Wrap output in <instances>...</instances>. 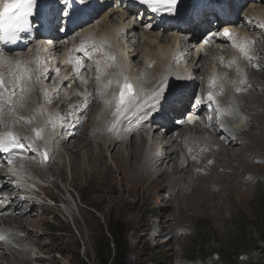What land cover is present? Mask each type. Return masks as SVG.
Returning <instances> with one entry per match:
<instances>
[{"label": "rangeland", "instance_id": "obj_1", "mask_svg": "<svg viewBox=\"0 0 264 264\" xmlns=\"http://www.w3.org/2000/svg\"><path fill=\"white\" fill-rule=\"evenodd\" d=\"M257 5L259 6V8H257L258 10L260 9L259 11H264V4ZM245 9H247V7ZM112 10L113 12L111 13L110 11ZM112 10L109 9V11H104L108 15L107 18L105 17V21H102V14L92 23L94 24L95 31L99 32L100 28H103L105 25L118 23L120 13H118L116 9ZM245 17L246 16H244V18ZM121 21L125 24L128 23V20L123 21L121 19ZM144 26L145 25H142L140 26L141 28L136 29V34L134 33L135 37L134 39H130V43L129 41L127 42L125 38L123 40L120 39V53L115 54L114 47L109 43L111 51L109 53L112 57L113 55L116 57L114 59L115 61L111 58L109 59L116 68L109 71L110 67H106V77L115 78L116 73L122 74L120 76L122 78L121 80L123 81L124 77H127L133 87L135 86L134 89L137 85V88L145 84V86H152L156 78L160 77V75L157 76L160 68L157 66V62L154 61L155 59L149 62V68L147 67L148 71L143 74V52L146 50L158 51L162 49L168 51L172 48L171 37L173 34L171 31L162 32L146 30ZM237 26L236 31L243 32L242 34H244L251 44L249 47L251 48L249 55H247V51L244 47L248 42L247 44H239L240 49L242 46L244 47V53L247 55L243 59L241 56H244V54L238 49L241 56L237 55L235 57L232 53V47L227 45V43L224 46L221 45L219 49H217L216 45H212L211 47L190 49L189 51L187 48L189 45L186 46L183 44L181 37H178V40L181 42L180 44L184 46L182 48L180 44H177L178 47L182 49L183 53L188 52V54L184 62L172 61L174 64L169 62L168 65L170 64V66L168 70L171 71L173 69L176 72V70L179 69L178 71H180V68H184V66L187 65V69L191 71L195 68V65H193L195 62L190 65L189 59L193 58L197 52L202 53L205 57L198 63V67L200 68L203 66L202 68H204V71L196 72L194 69L195 73L192 75V78L188 75V77L184 79V84H182L187 86L191 81L193 82L196 79L197 86L191 83V88L196 87L195 94L209 93L208 88L210 87V83L207 77L208 74L213 78L220 77L221 82L225 81L226 88L229 87V83L231 82L232 85L234 83V86L235 84L240 86L238 89L241 91L238 90L236 94L238 97H235V99L238 105H240L242 112H235L237 113V118L240 116L244 117L242 122L235 127V130L236 132L238 130L244 132L248 129L253 119L252 113L248 110H254L255 112L264 111V97L261 98L263 93L260 90L261 88L262 90L264 89V68L260 70L261 72H258V69H251V79L254 81L253 90L248 95L243 97L239 96L242 94L243 88L247 91L251 90V85L247 83L246 80L247 70L250 67H257L256 63L258 66L262 64L258 54L255 52L259 51L260 55L264 56V25L259 27L260 30L256 28V30L252 29L253 26L250 31L244 30L241 24ZM140 31L143 32V35L140 34ZM245 33L248 34L249 37L245 35ZM99 36L103 35L99 34ZM63 45L64 44L60 43V49L58 52L56 51L55 54L54 51H52L55 55L54 58L60 56L62 52L61 47H63ZM35 50H37V48ZM38 50V54L41 55V46H38ZM126 53H128L127 62L123 63V57H126ZM19 54L22 55L20 58L22 61L19 59L20 62H22L17 72L19 74L24 72L26 66L30 64H32L37 74L39 69L43 72V68H48L50 66L45 63L47 61L45 60L46 58H44L43 61L44 67L42 66L41 68V65H43L42 63L39 64L40 66H36L39 55L33 58V54L28 51ZM225 57L230 58L231 64H225V61L222 59ZM32 58L36 60V62ZM222 60L224 63H222ZM53 68L54 67H52V69ZM96 68L97 65L93 68H88V76L86 75V77H83L84 79L88 77V79H85L88 83L91 82V80L97 82V77L94 76ZM28 73L30 74L31 72ZM103 73L104 70L102 71V74ZM238 76L242 77L243 82L239 81ZM33 77L34 76H32V78ZM55 77L54 74V76L44 84V87H48L50 94L48 97L46 96L44 100L43 110L46 112V115L44 116L43 114L40 118L38 116L36 118L35 116L34 118L36 119H32L33 126H31L32 130L39 132V135L33 136L35 139L34 146L40 145L41 148L43 147L46 149L45 155L47 158L46 160H44V158L40 160V156L37 155L38 149L33 146L31 147L33 150H31L30 154L26 156L21 154L17 157V159H19L18 166L23 161H27L32 163V166L35 168L34 171L31 169L26 170V173L23 175L34 181V183L30 185L33 189L32 191H35V195L32 194L31 196L33 197L29 199H31L32 202L34 201L35 205L30 207L27 206L23 215L22 212H20L23 217L21 220H11L10 218L9 221L4 222L7 229L11 227L17 228L16 233H19L20 238H18V240L23 241L25 238L29 239L27 242L30 243V245L27 249H31L30 256L36 255V257H31L29 262H21V258H23L22 255L19 253L12 254L6 250L7 248L4 249L1 246L0 251L2 250V255H0V264H18L17 262L22 264H100L97 260V240L101 235L107 234V226L110 221H116L122 224L124 228L126 264H263V262L259 261L258 255L259 252L262 251L261 248L264 247V222L261 221L260 223V220H264L261 218L264 215V153L260 148L257 152L263 155V159L255 158V161L259 162H252L253 165H256V168L250 165L249 174L239 175V179L243 185L245 184L246 186L247 183L249 184V192L244 198L240 199L237 197L234 198L231 203L226 202V208L221 214L219 213L220 215L216 212L215 206H213V208L212 206L203 208L198 212L194 210L193 212L192 210L184 211L183 207L179 208V206L177 207L175 205L176 201L171 193L157 187H161V184L154 186L153 183H150L147 187L148 192L145 194L143 191L141 192V189H137L136 186H129V183L123 185V174L120 173L119 169L116 167L112 146L108 148L110 143L118 141L120 143L118 148L124 161H131V157H128V153L131 148L129 138L132 137V140H134L138 148L146 143L145 149L144 151L142 150L141 155L147 157L150 156L149 152L152 153L157 148H161V138L167 133L166 130L163 131L161 130L163 128H159L160 130L155 131L153 135H147L145 127L123 126V121L120 122V119L117 120L115 117L116 115H114L116 106L115 98L110 101L109 107L107 108L108 110L102 108V103L105 101L106 90H102V87H98L96 84L92 85L90 88V91L94 94V106L91 112L88 115L84 114L74 118L72 112L65 110L63 112V108L60 107L63 102L67 104L70 102L69 99H65L70 86L69 84H65L64 87L63 84L62 89L58 90L61 91V94H57L58 91L54 93L51 87H53V79ZM11 78H17V75L14 76L12 74ZM32 78L23 80L24 82L25 80L31 82ZM187 78L189 81L186 83L185 81ZM238 83H240V85ZM85 86L86 85L79 79L78 89L76 91L78 96H82V94L85 93ZM35 91L36 89L33 88L31 82L28 87V93L18 104L21 110H25L28 113L37 112L41 104H38V96ZM100 92L103 93L100 95ZM73 98V101H76L79 97L73 96ZM28 102L31 103L29 109L25 107ZM215 102L217 107H213V105L210 104L206 105L205 108L202 109V112L196 117L198 121V124H196L198 126L197 130L192 125V122L189 123V125H183L182 122V126L185 128V130L183 129V131H185L182 137L183 142L181 144H178V142L168 144L170 145L168 149L174 151V153H172V159L178 158V162L181 160L180 164L183 162L184 167L174 174L170 165L171 163L168 165L162 163L157 167V172L152 173V177H156L159 172L165 169L170 173L167 179L172 180L179 177H187V179H189V186L196 181L207 183L209 180V189L218 196L219 200L217 199L216 202L218 201V204H221L223 203L222 201H224L222 197H224L225 194L222 191V183L216 180L215 174L222 173L223 168L218 167V170L215 169L216 171L209 170L211 173L208 170L200 169V166L203 164L201 161L203 154L208 153L211 149L217 153V148L222 147V144H226L225 141H227L225 138L222 140L221 133L212 128L211 123H213L215 118L213 114L212 120L209 121L208 126H205L204 119L206 121L209 119L211 110L215 112L217 122L219 121L218 117L220 115L227 116L228 114L232 115L234 113L233 108L226 104L228 100L224 99L222 95L216 97ZM191 105L192 104L189 103L188 108H185L187 112L192 109ZM97 108L101 110L98 111ZM48 115L53 116L51 118L54 120L48 119V121H45ZM95 116H97L96 119ZM85 117V126L77 131L75 136L76 138L78 137L79 141L86 140L90 145L82 146L79 152L74 154V156L72 153H67L64 149V146L71 144V142H68V144L64 146L60 143L64 140V137H62V140L55 138L52 144L48 148L46 147L42 139L45 136L41 133L42 127L40 125L43 121L48 124L47 126L51 128L50 130H54L57 133L60 124L67 123L68 125L65 124V127H70L72 130L81 125ZM170 117V121L175 122L173 121L174 118L172 116ZM55 119H58L56 120L57 124ZM71 120L72 122H70ZM91 124H93V126ZM94 124L96 125L95 127ZM228 124L233 125L229 120ZM186 125L193 126V128H187ZM53 127L54 129H52ZM62 127L63 125L60 127V130ZM177 127L178 126L174 124L173 129ZM18 128L24 132L23 137L25 141H23L26 143L29 136L26 135V133L30 131V129L26 127L25 124L18 125L16 129L18 130ZM222 132H225V130H222ZM32 134H34V132ZM170 136L168 132L166 137ZM172 136L174 137L175 133H172ZM217 140H219V142ZM248 141L249 140H246V144L249 145L250 141ZM232 143H236V141L234 140ZM99 144L102 146V151L100 150ZM75 145L74 143L70 147L71 150L76 149ZM235 146L239 148L241 146V141L238 140ZM34 148L36 151H34ZM159 151L160 149L158 152ZM100 153L103 155L105 161L104 165L100 161ZM89 155L95 157L93 165L95 168L100 169L99 172H91L92 164L87 162ZM208 156L211 159L207 160L203 164V167H205V165L207 166L208 162H210V164L214 162L215 164L216 161L222 159V155L219 156L216 154L214 156V154L211 155L209 153ZM185 157L187 159H185ZM183 158L185 160L182 161ZM253 158L254 156H251L249 159L252 161ZM89 159L93 160V157ZM250 160L249 163L251 162ZM188 161L189 164L195 167L187 166ZM152 162L155 161L152 160ZM148 163L151 165L153 164L151 162ZM105 166L108 167V174L104 176L102 171L105 172V170H103ZM125 166H127V164H125ZM126 169H128V167ZM200 171L202 173H200ZM247 175L249 178H247ZM103 181L104 185H102ZM28 183L31 182L28 181ZM240 191H243L242 186L240 187ZM218 192H220V194ZM23 208L26 207H21V210H23ZM214 211L216 213H214ZM3 213L6 215L20 216L19 210H15L14 207ZM29 231L33 232V238L28 234ZM244 231L246 232V236H244ZM245 240H247V242H245ZM26 251V249H23L24 253H26ZM196 252H198L197 261L193 262L191 260L195 258Z\"/></svg>", "mask_w": 264, "mask_h": 264}, {"label": "bare ground", "instance_id": "obj_2", "mask_svg": "<svg viewBox=\"0 0 264 264\" xmlns=\"http://www.w3.org/2000/svg\"><path fill=\"white\" fill-rule=\"evenodd\" d=\"M92 1H93V3L88 5V9L89 10L87 9L85 11L86 16H89L95 10H99L101 8L100 6L103 5V3H100L99 0H92ZM231 1H233L235 3V8L236 9L240 5L241 2H244V1H248L249 2V0H230V2ZM246 4H248V3H246ZM118 6H119V2H116V4L114 3L113 5L111 4L109 6L110 10L116 9L117 12L120 13L119 21H118L117 24L105 25L103 28H100L99 32H97V31L94 30V24H92L91 21H88L87 23H84L82 25V30L80 32H77V30H75V32H73V33L69 31L68 36H67V44L64 47H61V49H62L61 57L59 56L58 58H54V56H55L54 54L56 53V51L58 52L59 49H60V44H59L58 41H55L56 43H54V45H49V44L40 45L41 46V51H42L41 52L42 54L40 53L41 55L38 54L39 53V50H38V46L39 45L34 46L30 50H28V52L33 54V58H35V57H37L39 55V59L37 60V65L36 66H40L39 65L40 63L43 64L44 58H46L45 60H47V61L45 63L47 65H50L47 68V69H50V71L47 73V79H45V78H43L44 77L45 68H43V72L41 71V69L38 68L39 70H38V74H37L35 72V70L33 69L32 64H30L29 66H26V68L30 67V69L33 70V71H31L30 74L29 73H24V72H22L20 74L19 73L16 74L17 77H22V80H18L17 78H11L10 77V82H12L11 83L12 86L14 84V81L16 82L15 83V90H17V92L15 91V93H16L15 95L11 94L13 89H12L11 84H10L9 86L8 85L6 86L7 89H8V92H6L3 97H0V117L3 118L2 123L0 122V126L1 125L3 126L2 128L0 127V130H3V132L1 133L0 137H4L5 138L6 145L9 144L8 141L10 139L15 138V141L18 144L21 143L20 145H23L22 146L23 149L25 148V150H26V151L24 150L25 153L23 152V150H21V153H24L25 156L30 154L31 150H33V148L31 149V147L33 146L36 149H38L37 155L40 156V160L43 159V155L45 154L46 149H44L43 147L41 148L40 145L34 146L35 139L33 138V136L37 135V132L32 130V128H31V126H33L32 125L33 124L32 123V119H36L37 116L40 118L43 114H44V116L46 115L45 114L46 112H44V110H43V106H44L45 97L49 96L48 95L49 91H48V87H44L45 86L44 84H45V82L49 81L50 78H52V74H53L52 67L55 66L54 64H56L55 69L59 68V70H60V72H59L57 77L59 79H61L62 75L64 74V68L66 66V63L63 66H59V65H60L61 62L66 61V59L64 58V55L66 53H68L69 50L71 52H73L75 48L76 49L77 48L81 49V45H80L81 44V36L84 38L85 44L88 43V44H91V45H93L95 47L94 49L90 50V52L94 53V55H93L94 58L93 59H95V61H100V73L97 72V68H96L94 76L97 77L98 75H100V80L102 82V85L103 84H107L106 87H103L101 85L102 90H104V89L106 90L105 91V101L104 102H103V98H102V102H103L102 103V108L107 109L109 107L110 101L114 99V94L118 95V93L120 91V88H119L117 82L119 81V82L122 83L123 81L121 80L122 78L120 77L122 74L120 75V74L116 73L117 76L115 74V78H113V77L108 78L105 75L106 74V67H108V66L110 67L109 71L110 70L112 71L114 68H116V67L113 66V63L109 59V57L111 55L109 53L110 49H107L105 44L109 45V43H111V45L114 47V53L115 54L116 53H120V44H119L120 39L123 40L125 38L126 41L127 42L129 41V43H130V41H131L130 39H134V37H135L136 29L137 28H141L138 24L134 25L133 27H131V24H132L131 21H128V23H126V24L122 23L121 19H123V21L125 19H124L123 14L120 12V8H118ZM257 8H259V6L257 4L250 3L249 6L247 5V9H245L244 13H243L244 16H246L245 19L242 20L239 17V19L237 20L236 23L232 22L233 26L230 29L233 32L232 35H234V37L237 38V40H235V42H233L232 38H231L232 45H230V46L233 49L232 53H233V55H235V57L237 55L241 56V54L239 52V51H241V49L239 47V44L240 43H244V44L246 43L247 44V42L249 41L244 36V34H242L243 32H239V33L236 32V28L238 27L237 24L241 21L242 28L244 30L249 29V31H250V29L253 26L254 27L252 29L256 28V29L260 30L259 27L264 25V11H262V10L259 11L260 9L258 10ZM109 9H108V11H109ZM223 10L227 14L231 13L225 8ZM90 11H92V12H90ZM147 13L151 14L152 12L148 11ZM235 13H236V10L234 9L233 13L231 14V16H234ZM156 14L158 16V19H159L160 23H162L164 26L165 25L169 26V27L165 28V31H162V30L161 31L162 32H166V31L170 32L171 31L172 34H173L172 37H171L172 48L170 50H168V51H164V49H162L163 51L162 50H158V51L146 50V51L143 52V56H142V59H144L143 60L144 61V66L142 68L143 69V74H144V72L148 71L149 62H152L155 59L154 61L157 62V63L156 62L155 63L160 68V70H158L157 76L160 75V77H157V78L155 77L156 78L155 83H154L155 85L153 84L152 86H145L146 85L145 84V85L139 86L138 88H137V86H138L137 85L136 88L134 89V97H135V100L137 101V103L134 104V105H129V108L139 107V106L143 105L144 102H146L147 104H150L151 100H158L159 98L158 99H153V93L155 92V93L159 94V89H161V88L165 92L166 91H171V88L173 90H176L177 92H176L175 97L171 98V100H169V101H172L174 104H177V103L181 102V108H179L177 110L174 106H171L170 107V109H171L170 112H164V111L162 112V117H163L164 120H166L165 127L167 128L166 129L167 133H165L164 136H162V138H161V143H160L161 148H157L152 153L149 152L150 156L143 157L141 155L142 150L144 151V149H145L146 143L138 148L137 145L135 144L134 140H132V137L129 138V143H130V147L131 148H130L129 153H128V157H131L130 158L131 161H129V160L128 161H124L123 156H121L120 150L118 148L120 143L117 140H116L117 142L114 141V142L110 143L108 145V148L112 146V150L114 151L113 158H115L116 167L119 169L120 173L123 174V177H122L123 185H126L127 183H129V186L130 185L131 186H136L137 189H141V192L143 191L144 194H145L146 192H148L147 191V187L150 185V183H153L154 186H157V184H161V187H159V186H157V187L161 188V189H165L167 192L171 193L174 196V200L176 201L175 205L177 207L179 206V208L183 207L184 211L192 210V212H193V210H194L195 212H198V211H200L203 208H208L209 206H212V208H213V206H215L216 212L218 214L219 213L221 214V212L224 211L225 208H226V202H230L231 203V201L234 200V198H237V197L240 198V199L244 198L249 192V189H248L249 184L247 183L246 186H245V184L243 185V183L239 179V175L246 174V173L249 174L250 173L249 172V166L250 165H251V167H255L256 168V165L252 164V162L253 163L258 162V161H255V158L263 159V155L261 153L259 154L257 152V150L260 148L261 151L264 153V146H263V144H264V111L262 110V111H256L255 112L254 110L252 111V110L249 109L248 111L251 112L252 115H253V119H252L251 124L249 125V127H248V129L246 131L243 132L241 130L242 132H240V130H238L236 132L235 127L237 125H239L240 122H242L243 117H244V116H240L239 118H237V113H236L237 111L242 112V109H241L240 105H238L237 100L235 99V97H238V95H236V94H237V91H238L237 89L240 86H238L237 84H235V86H234V83L232 85V82L230 81L231 83H229V87L226 88L225 81L221 82L220 81V77H218L219 79L218 78H214L213 79V78H211L212 77L211 75L207 74V77H208L209 83H210V87L208 88L209 89L208 92L212 94V100L216 99V96L220 93L222 95V97H224V99L228 100V103H226V104L229 107L231 106V108H233V110H234L233 111L234 113L232 115L231 114H228L227 116L220 115L218 117L219 118L218 122H217V118H216L215 112L212 111V110H211L209 119L207 118L208 119L207 121L204 119L205 126L206 125L208 126L209 125V121L212 120V114H213L215 116V118H214L213 123H211L212 128H214L217 132L221 133L222 140L224 138H225V140H227V141H225L226 144H222V147L217 148L218 149L217 153H215V151H213L211 149L208 153H204L203 152L204 154L201 157V161L203 162V164L207 160L211 159L208 156L209 153L211 155L214 154V156L216 154L219 155V156L222 155V157H221L222 159H219L218 161H216L217 163L215 162V164H214V162L212 164H210V162H208L207 166L205 165V167H203V164L200 166V169L208 170V171L209 170L210 171H214L218 167H222L223 168L222 173L215 174L216 180L217 181L219 180V181H221L220 183H222V191L225 194L224 197H222V199L224 200V201H222L223 203L218 204V201L216 202V200L217 199L219 200V198L214 192H211V190L209 189L210 188L209 185H208V183H209L208 181L209 180L207 181V183L206 182L204 183L202 181H196L194 184L191 183V186H189V183H188L189 179H187V177H185V178H182V177L180 178L179 177V178L172 179V180L167 179V177L170 176V173L167 170H165V169L162 170L161 172H159L158 175L153 178L152 177V173L153 172H157V167L160 164H162V163H165L167 165L171 163L170 165H171V168H172V171H173L174 174L179 169L181 170L184 167V163L183 162H182V164H180L181 160H180V162H178V158L177 159H172V153H174V151H171L170 149H168L170 147V145H168V144L176 143V142H178V144H181L183 142L182 141V137L185 134L184 133L185 131H183V129L185 130V128L182 126V122H183V125H185V124L189 125V123H186L184 121V117L185 116L181 117L182 114H184L185 108L187 107V104H188V102L186 103L183 100L186 97V92L192 91V90H189V89H194V88H191V87H187L186 88V86L183 85L184 84L183 83L184 79L186 77H188V75L190 73V71L187 69V65L184 66L183 69L185 71L183 70V72L181 71L182 69H180V71H178L179 69H177L176 72L173 69L172 70L170 69L171 71L168 70V68L170 66V64L168 65L169 62L170 63L172 61H177V62L183 61L184 62V60H186L187 53L184 55L182 49L180 47H178V45H177V44L181 43L180 40H178V37H184L185 38L187 36V34H183V33H186L185 32L186 30L182 31V30H180V28L178 29L179 31L175 30L174 26L172 25V21H170V19L165 14H161V13H156ZM204 16H205V14H204ZM204 16H203V18H204ZM105 17L106 18L108 17L107 13H103L102 21H105ZM109 17H110V15H109ZM55 18H57V13L53 12V16H52V18L50 20L51 29H52V25H54V22H56ZM146 20L149 21L148 19H146ZM246 21H248V22H246ZM195 23H198L197 26L189 28V33L191 34L192 41L196 37L197 33H199L198 32L199 29L207 24V21H201V23L200 22H195ZM144 29L151 30V29H149V27L147 25L144 26ZM234 29H235V31H234ZM255 32H257V31H255ZM59 33H60V31H59ZM53 34H54V29H53ZM99 34H101L103 36H99ZM140 34L143 35V32L140 31ZM176 34H178V35H176ZM245 35H247L249 37L248 34L245 33ZM56 36H58V33L56 34ZM84 36H86V39H85ZM185 40H186V38L183 40V44H185L187 46L188 45H192L191 42L185 41ZM51 41H52V39L50 38L49 42H51ZM93 42H96V43L93 44ZM118 44H119V46H118ZM212 45H214V44H211L209 47H211ZM215 45L217 46V49H219L221 45L222 46L226 45V39L218 40L217 44H215ZM250 45L251 44L248 42V44L244 46L245 50L247 51V55H249V52H250V49H251V48H249ZM181 46H182V48L184 47L183 45H181ZM36 48H37V50H35ZM238 49H239V51H238ZM165 50H167V49H165ZM52 51H54V54L52 53ZM230 51H232V50H230ZM178 53H180L181 55H179L177 57V60H173L172 59L173 56H176ZM242 53L244 54V56H241L242 59H243L247 55L244 53V50H243ZM255 53L258 54L259 60L262 61V64H260V66H258V64L256 63L257 67H250L249 69L247 68L248 72H247V79L246 80H247V83H249L251 85V87H250L251 90L249 89L250 91H247L245 88L242 87L243 88L242 89V94L239 95L241 97H243L245 95H248L253 90L254 81L251 79V77H252L251 69H258V72H261L260 70L264 68V56L260 55L259 51L255 52ZM127 54L128 53H126V57L125 56L123 57V63L127 62L126 61V59L128 58ZM21 57H22L21 54H18L16 58H14L13 56H6V57L0 56V71L3 72L4 76H7V79H8L9 74H10L9 73V68L11 67V64H8L7 62H9L10 60L14 61L15 59L19 60ZM111 57H112V55H111ZM204 57L205 56L203 54L196 53L193 56V58L189 59L190 65L193 62H195L193 65H195L194 69H195L196 72L197 71H204V68H202L203 67L202 65H201L202 67H200V68L198 67V63H200V61ZM222 59L225 61V64H229L230 58L225 57V58H222ZM20 60L22 61V59H20ZM58 60H60V61H58ZM223 60H222V63H224ZM34 61L36 62V60H34ZM204 61H205V59H204ZM171 64H174V62H172ZM185 64H186V62H185ZM42 66L44 67V64L41 65V68H42ZM194 69H192L193 70V74L195 73ZM103 70H104V73L102 74ZM68 73H72L71 77L75 76L74 72H68ZM32 76H34V77L32 78ZM37 76H40L41 78L39 80H37ZM80 76L81 77H85L84 72L81 73ZM27 78L28 79L32 78L31 82L33 84V88L36 89L35 93L38 96V104H41V106L38 108L37 112L28 113L25 110H21L19 108V105H18L21 102V100H23V98L28 93V87H29V84L31 82L30 81L28 82L26 80L24 82V80H23V79H27ZM87 79H88V77H87ZM109 80L111 81L110 84L107 83ZM77 81L79 82V79H68V80H66L65 84H69V85H71V87H70L68 93L66 94V98L65 99L66 100L69 99L70 102L68 104L63 102L62 105L60 106L61 108H63V112H64V110L72 112V115H73L74 118L82 116L84 114L88 115L91 112V109L94 106V94L90 91V88L94 84H96V86H98V83L94 82V80H91V82H89L86 85V89H87V91L89 93V95L87 97V101H86L85 93L82 94V96H78L77 93H76V91L78 89ZM186 81H188V78L186 79ZM261 82H263V81H261ZM179 83H183V84H179ZM191 83L192 84H196L197 80L195 79L193 82L191 81ZM38 84H40V85H38ZM65 84H64V87H65ZM238 84L240 85V83H238ZM179 85H181V86H179ZM46 86H47V84H46ZM172 86H174V87H172ZM59 89H62V86L59 87ZM59 89H57V86L55 84H53V87H51L52 91H58ZM107 89H108V91H107ZM260 90L263 93L261 98H263L264 97V92H263L264 89L262 90V88H261ZM164 91H163L164 94L162 93L163 95L166 94ZM101 93H103V92H100V95H101ZM29 94H30V91H29ZM73 96H76L77 98L78 97L79 98L76 101L75 100L73 101V99H74ZM9 97H10V103H9ZM159 100H162V99H159ZM106 101H107V103H106ZM165 101H166V99H164V102ZM217 102H219V101H217ZM29 103L30 102L26 103L25 107H27V109H29V105H31V103L30 104ZM85 103H87V107H85ZM189 103H191V102H189ZM196 104H198V106L200 105L201 107L204 106V103L202 101H197ZM213 105L217 107L216 103H213ZM100 110L101 109L99 108L98 111H100ZM128 110L129 109H127L126 114L121 119L125 118V120H127L128 118H131V114L128 113ZM39 111H41V112H39ZM200 111L201 110H199L196 115L200 114ZM173 112H175V113H173ZM176 113H178V114H176ZM174 114H176L175 119H177V121L171 122L170 121V118H171L170 116H172ZM3 115H4V117H3ZM35 116H36V118H34ZM51 117H53V116L48 115L45 118V121L46 120L48 121V119H53ZM65 117H66V114H65ZM86 117L83 119V123L81 125L77 126L75 129H72V130L70 129V127H68V128L65 127V124L68 125L67 123L62 124L63 127L60 130V127L62 126L60 124V126L57 129V133L58 134L54 130L53 131L50 130L51 128L49 126H47L48 124L45 121H43L44 127H42V129H43L44 132H46V135L42 139H43L46 147L47 148L49 147L47 142L50 139H51L50 141H53L54 140L53 137H54V135L56 136V134H57L56 138L58 140H62V137H64L63 138L64 140L62 142H60V143H62L63 146L67 145L68 142H71V144H68L67 146H64V149L66 150L67 153H70V154L72 153L73 156H74V154L79 152V149H81L82 146L84 147V145H90L89 142H87L86 140L85 141L84 140L79 141L78 137L76 138V136H75L76 132L79 131L80 129H82L85 126ZM42 118H44V117H42ZM72 118H70V119H72ZM96 118H97V116H95V119ZM179 119H182V120L180 121ZM56 120H58V119H55V121ZM228 120H229V122L231 121L233 125L228 124ZM65 121H66V119H65ZM70 122H72V120ZM120 122H122V121H120ZM20 124H25L26 127H28L30 129V131H27V133H26V135H29L28 136V140L26 141V143L24 142L25 139L23 137V133L24 132L21 129H19V128H18V130L16 129V127H18V125H20ZM43 124L41 123L40 125L42 126ZM56 124H57V121H56ZM174 124H175V126L176 125L178 126L175 129H173L174 128ZM196 124H198L197 119L194 120L193 124H192L195 127V129L197 130L198 126ZM91 125L93 126V124H91ZM187 125H186L187 128H193V126H187ZM9 126L13 130L10 131V129H8ZM71 126H73V125H71ZM95 126L96 125L94 124V127ZM153 126H154V127H152V132L153 133L155 131H159L160 130L159 129L160 126L158 124H155ZM52 129H54V127ZM222 130H225V132H222ZM33 132H34V134H32ZM168 132L171 135L170 137H166V135H168ZM8 133H12V138L8 137V135H7ZM172 133H175L174 137L172 136ZM234 140L236 141V143H232V142H234ZM238 140L241 141V146L239 148L235 146L237 144ZM246 140L250 141V144H251V145L249 144L250 146L248 144H246ZM217 141L219 142V140H217ZM74 143L76 144L75 145L76 149L71 150L70 147ZM99 147H100V150L102 151L103 149H102L101 144H99ZM35 148H34V151H36ZM159 149H160V151L158 152ZM138 150H139V153H138ZM140 150H141V152H140ZM201 155H202V152H201ZM251 156H254L252 161L249 159ZM90 157H93V160L89 159ZM89 158H87V162L92 164L91 172L92 173L99 172L100 169L95 168V166L93 165V161L95 160V157L93 155H89ZM185 159H187V158L185 157ZM185 159L183 158L182 161L185 160ZM18 160L19 159L15 158L11 163H9V165L7 164L1 170L0 179L3 182H6L7 185L5 186V188L8 189V190H10V189L14 190L15 188H23L24 189L26 187V185H28V181H30L32 184L34 183V181L31 180V178H28L27 176H25V177L23 176L26 173V170H30L31 169L32 171H34L35 168H34V166H32V163L27 162V161L26 162L23 161L18 166ZM152 160H154L155 162H152ZM214 160H215V158H214ZM249 160L251 161L250 163H249ZM100 161H101V163L103 165L105 164L104 163L105 161L103 159V155L101 153H100ZM148 162H151L153 164L151 165ZM221 163H222V165H221ZM125 164H127V166H125ZM187 166L195 167L194 165L189 164V161H188ZM40 167H42V166H40ZM43 167H44V164H43ZM127 167H128V169H126ZM103 170H105V172L102 171V174L104 173V176L107 175L108 174V167L105 166V169H103ZM200 173H202V172L200 171ZM200 178H201V176H200ZM247 178H249V176ZM198 180H200V179H198ZM105 184H107V183H105ZM102 185H104V181L102 182ZM184 186H187V187H184ZM241 186L243 187V191L242 192L240 191V187ZM189 189H190V191H189ZM26 192H28V191H26ZM218 193L220 194V192H218ZM20 194L21 193H19V196L17 194L9 195L10 197L7 198L10 201H12V205H13L14 209L17 210V211L19 210V215L20 216L6 215V214L2 213V215L0 216V223H2L3 225H4V222L9 221L10 218H11V220L12 219L21 220L23 218L22 215L24 214V212L27 209V206L30 207L32 205H35V202L34 201L32 202V200L29 199V196H26L25 198H20ZM45 195H46V193H45ZM28 202L29 203L31 202V203L29 204ZM219 202H221V201H219ZM21 207H26V208H23V210H21ZM20 212H22V215H21ZM216 212L214 211V213H216ZM17 225H19V224H17ZM21 226H22V224H21ZM16 230H17V228H13V227L7 229V227L5 225H4V227H0V236L3 237V239H0V241H1L0 242V248H1V246L4 249L7 248L6 250L11 252L12 254L19 253L20 255L23 256V258H21V262H27V261L29 262L31 260V257H36V255L30 256L31 255L30 254L31 253L30 252L31 249H29V250L27 249L28 246L30 245V243L27 242L29 239L25 238L23 241L18 240L19 233H16ZM21 231H24V230H21ZM28 234H30V236H32L31 238H33V236H34L33 232L29 231ZM14 244H16V245H14ZM15 246H18V247H15ZM23 249L27 250L26 253L23 252ZM1 251H0V253H1ZM33 254H34V252H33ZM0 255H2V253ZM17 263L18 264H22V263H19V262H17Z\"/></svg>", "mask_w": 264, "mask_h": 264}, {"label": "snow or ice", "instance_id": "obj_3", "mask_svg": "<svg viewBox=\"0 0 264 264\" xmlns=\"http://www.w3.org/2000/svg\"><path fill=\"white\" fill-rule=\"evenodd\" d=\"M37 0H0V44L5 43H15L20 38V33H25L26 30L29 27L30 18L34 16V6L36 4ZM81 3H83V0H80ZM139 3L142 5H145L148 9H150L154 13H159L162 11H168L171 12L174 8V5L177 3V0H138ZM66 15L68 13H65ZM223 36L231 38L232 33L229 31V29L225 28L222 33ZM83 43V42H82ZM96 42H93L95 44ZM243 47H241V52H243ZM85 55L89 58L92 57V52H85ZM39 59V58H37ZM111 59H115V57H111ZM97 65V72L100 73V61H94ZM11 63V62H7ZM66 63L73 65V71L76 74L74 77H62L59 84H57V89L63 85V82L68 79H80L84 84H88V81L85 80L83 77L79 75L80 70L84 67V63L81 59H75L73 60L71 57L69 60L66 61ZM22 62L17 61L16 62V68H9V72L13 74L14 76L19 71V68L21 66ZM33 71L32 69L25 68L24 73H28ZM50 71V69L45 68L44 70V77L47 79V73ZM56 73L59 74V68L55 69ZM41 77L37 76V80H39ZM18 80H22V77H17ZM15 81L13 84V90L12 95H15ZM97 83L98 87L102 85V82L100 80V75L97 76ZM108 84L111 83L109 80L107 82ZM118 86L120 88V91L118 95L114 94V98L116 100V106L114 110V115H116L117 120L121 119L127 112L129 105H134L137 103L134 97V87L133 85L128 81L127 77H124L123 82H117ZM71 87V85H69ZM103 87H106L107 84H103ZM239 90V89H237ZM163 89H159V94L153 93V99L162 98ZM8 92V89L5 87V77L3 73H0V97H3L4 94ZM89 93L87 89H85V99L87 101ZM208 99L212 100V94H208ZM9 103H10V97H9ZM107 103V101H106ZM85 107H87V103H85ZM111 130V129H110ZM8 137L12 138V133L7 134ZM37 135H39V132H37ZM8 143L11 145L12 148L16 147H22V145L15 142V138H12L8 141ZM0 151L2 152H9L10 148L6 146L5 138L0 137ZM46 158V156H45ZM11 163V161H9ZM0 239H3L2 236H0Z\"/></svg>", "mask_w": 264, "mask_h": 264}, {"label": "trees", "instance_id": "obj_4", "mask_svg": "<svg viewBox=\"0 0 264 264\" xmlns=\"http://www.w3.org/2000/svg\"><path fill=\"white\" fill-rule=\"evenodd\" d=\"M264 219L263 217H261ZM260 218V219H261ZM264 220H260V223ZM244 236L246 232L244 231ZM125 235L124 228L122 224H119L116 221H110L107 226V234L101 235L97 240L98 249H97V260L100 264H126V244H125ZM264 241V235H263ZM247 242V240H245ZM262 251L259 252V261L264 264V247L261 248ZM196 256L193 262H196Z\"/></svg>", "mask_w": 264, "mask_h": 264}]
</instances>
